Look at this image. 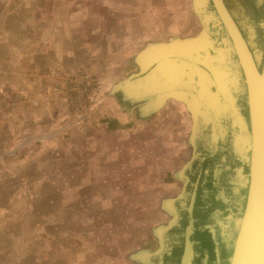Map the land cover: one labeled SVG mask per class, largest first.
<instances>
[{
    "label": "rangeland",
    "instance_id": "374dc122",
    "mask_svg": "<svg viewBox=\"0 0 264 264\" xmlns=\"http://www.w3.org/2000/svg\"><path fill=\"white\" fill-rule=\"evenodd\" d=\"M206 3L208 0H0V264H85L87 260L89 264H96L100 253L95 250L87 253L90 248L85 245L88 244L96 247L110 244L111 252L120 258L125 246L127 258L137 249L149 248L151 253L158 249L150 227L164 221L155 222L150 205L143 202L150 196L149 188H141L140 200L137 190L128 182L126 187L120 183L119 188L111 189L109 186L117 181L115 176L123 175L122 171L118 175L116 170L99 173L105 179L101 189L74 187L81 173L76 172L77 166L71 168L70 150H75L76 143L69 141L70 133H85L92 126L81 121L92 118L91 105L103 88L101 82L110 81L104 89L110 91L111 83L133 71L131 60L139 37L147 35L155 21L165 22L166 17L174 19L176 25L183 14L182 8H188V15L192 13L199 23L195 41L200 43V52L204 54L202 63L216 64L200 76V92L205 94V100L218 117L225 118L223 125L230 135L231 163L237 155L240 160H248L250 137L243 118L247 128L249 120L247 110L246 116L241 117L243 111L237 105L238 96L243 93L240 86L244 85L243 77L234 76V70L239 67L227 69L226 63L223 65L225 59H219L215 52V47L223 41L215 47L202 44L203 40L213 38V26L219 22L218 18L207 15L211 11ZM190 16L181 18L190 22ZM258 28L264 29V23ZM185 36L170 40L182 39V46L176 47L183 48L189 44L185 40L191 38ZM251 41L259 64L262 59L260 47L257 48L258 38ZM213 55L217 62L211 60ZM149 61L153 59L149 57ZM181 65L173 61L172 74L168 72L167 78L159 80L164 85L174 84L173 77L176 78ZM158 66L157 62V71L165 69ZM183 78L187 85L192 81V76ZM213 82L223 97L221 107L217 92L210 89ZM235 109H241L237 121ZM41 111L48 115L46 123L41 122L42 116L38 117ZM234 120L240 132L231 129ZM230 122L232 125L227 124ZM76 124L79 129L75 128ZM24 126L28 127L21 133L19 130ZM78 161L79 168H86L85 152L74 161L75 165ZM234 169L228 174L233 178L237 176ZM167 176L171 182V174ZM222 183L221 178L215 186L216 199H232V195H222V192L231 193L223 191ZM137 199L142 200V208L133 212ZM230 201L222 202L226 207ZM232 202L228 207H237ZM117 210L132 212L123 221L111 218L110 214ZM168 212L169 218L160 229L173 217ZM217 214L213 215L216 224L212 226L210 221L207 224L213 227L216 244L222 252V246L228 249L233 246L236 227L233 214L236 213L232 210L221 219ZM200 224L197 221V226ZM99 232L109 236H96ZM134 233L140 237L136 242ZM179 252L173 256L177 258ZM176 258L169 261L174 263ZM210 260H214L212 255Z\"/></svg>",
    "mask_w": 264,
    "mask_h": 264
},
{
    "label": "crops",
    "instance_id": "0c3cea01",
    "mask_svg": "<svg viewBox=\"0 0 264 264\" xmlns=\"http://www.w3.org/2000/svg\"><path fill=\"white\" fill-rule=\"evenodd\" d=\"M180 13H183L181 17L183 15H191V21H184V18L180 17L175 25L173 22L174 19L168 20L170 17H166L165 22L158 23L157 20L154 22V27L151 24L150 32L144 37L141 35L138 39V47L133 56L134 59L132 58L131 60L133 71L118 79V81L111 83L109 88H115L118 85L117 83L126 80L127 76L139 72L136 67V58L138 52L144 48V45L155 43L167 44L171 37L185 36L188 34V37L191 36L188 42H191V44L193 43L191 46L187 45L183 46V48L176 47L182 46L183 44L182 39H176L177 41L170 48H163L164 51H168L169 49L167 56L161 57L160 55L156 56L157 54L151 53L150 58L153 59V63L158 62L163 64L169 61L166 66H164L166 70L161 69L157 71V69L154 68L140 80L139 83H135L128 88H123L122 91L124 94L132 92L138 94H142L143 92L146 93V87L148 88L155 85H152L151 81L146 82L145 80H147V78L156 77H158V79L167 78L169 76L168 74L172 71L173 61L182 64L179 67L181 70H178L181 75H179V72L176 73V78L174 79L173 77L174 84L165 83V85H160L157 83V88L151 87L156 90V93H152L148 101L145 99L144 103L142 99L141 101L135 100L134 104L124 100L122 92L111 94V90H104L106 83L108 85L110 81L101 82L103 83V88H100V94L94 99L91 105L92 118L86 122L81 121L84 124L89 123L93 127H87V132L85 133H76L75 135L70 133V144L76 143L75 150H70L73 154L71 160L73 166L71 168L77 166L76 172L81 173L78 176L79 178L77 177L79 182L74 186L78 189L95 190L103 188L105 179L104 177H99V173H104L105 170H116L118 175H120L122 171L123 174L121 178L115 176L117 177V181L109 186L111 189L119 188L121 185L120 183H122L123 187H126V183L128 182L133 190H137L140 200L141 195L139 194L142 193L141 188L148 187L150 196L143 202L150 205L149 209L151 213L154 214L153 219L155 222H165L169 218V204L181 193L185 184L184 173L185 175L188 173L191 181L196 182L195 188L190 187V189L194 191L193 196L196 193L195 206L192 214L194 219L202 224L216 208H223L222 204H219L216 200V189L213 185V179H211L212 175L205 174L206 170L213 168L214 164L218 162V156H214L212 159L210 158L211 156L205 154V147L208 145L205 139L212 141L213 135L207 138L203 133L204 128H206L205 125L210 119L203 108V104L213 112L216 119H218V115L211 107V104L207 103L205 100V94L200 92V76L204 75L206 73L204 71L206 70L203 71L204 68L201 69L204 54L200 52V43L196 44L195 41L198 37L196 34L200 31L199 23L194 20L192 13L188 15V8H182ZM163 28L164 30H162ZM187 36H185V38ZM181 38L184 39V37ZM191 50H194V53H192ZM144 59V57H140L139 61ZM171 59H173V61ZM211 60L217 62L214 55ZM144 61V64L148 66L153 65V63L149 61V58ZM183 65H185V67H183ZM215 65L216 64H214V66ZM155 69L156 72L154 71ZM186 75L192 76V81L188 82L189 85L185 84L183 78ZM213 77L214 73L212 72L211 78ZM212 84V86L216 87L214 82ZM216 92L217 102L220 103L219 105L221 107L223 97L218 88L215 93ZM40 116H42L41 122L46 123L45 120L48 119V115L41 111L38 114L39 118ZM205 118H207V120H205ZM77 125L79 124H76L75 128L79 129ZM27 127L28 126H24L19 131L25 133L24 130ZM52 136H55L54 132ZM212 150H214V148ZM84 152L87 165L86 168L82 169L78 167L80 162L78 161L75 165L74 161L77 160V158H81ZM202 156H204V159L201 161ZM188 166L189 169L186 170ZM127 173H132V175L127 178ZM168 174H171V182L167 179ZM203 181L204 183H202ZM205 190L207 191V195L204 193ZM118 192H120V190H118ZM139 200L137 199L133 203V212L141 210L142 200ZM103 201L101 204L104 203ZM123 203H126L125 199ZM131 212L132 211L119 212V210H117L110 215L111 218L115 217L117 220L124 221L127 220L126 215ZM140 213L142 212L140 211ZM164 222H161L157 226L150 227L156 244L158 243L156 235ZM99 235L101 237L109 236L102 232L96 234V236ZM117 235L119 236V232ZM133 236L135 242L136 238L140 239V237H136L135 233ZM208 240V244L202 246L199 239V247H201L200 249L198 248V251L200 253L203 247L202 251L207 252L206 248L209 245V247L214 250L211 254L214 258L215 247L211 242V238ZM102 244L103 246L97 247L90 244L85 245V248H90L87 253L94 250L100 253V261L96 264H148L145 262L143 255L151 251L149 248L137 249L131 256L129 255L128 259L125 254L126 246L121 249L123 254L120 258L111 252L109 248L110 244ZM127 246L129 247V245ZM177 250L181 251V247L179 246ZM90 257V255L87 256V258ZM90 259H92V257ZM89 261L90 260L85 261V264H89Z\"/></svg>",
    "mask_w": 264,
    "mask_h": 264
},
{
    "label": "bare ground",
    "instance_id": "6f19581e",
    "mask_svg": "<svg viewBox=\"0 0 264 264\" xmlns=\"http://www.w3.org/2000/svg\"><path fill=\"white\" fill-rule=\"evenodd\" d=\"M211 4L213 5V9L215 14L218 17V20L221 22L224 31L229 39L230 42V52L232 53L235 57V59L238 62L239 68L234 70L233 75L237 76L239 78H241V75L243 77V81H244V85H240L243 93H240L241 95L238 96V100H246V107L251 108V115L253 118H255L256 122L259 123L258 125V129H257V135H256V139H254L253 141H251V139L249 138L250 142V148H249V153L252 151V156L251 158H253L254 160V164H255V169L256 170H261V168H264V69L263 71L261 70H254L257 64V61L255 60L254 55L248 50L247 44L246 42H242L241 41V37L238 34V31L236 30L237 27L234 25L233 23V19L230 16L229 12L226 11L224 4L222 3V0H210ZM190 40H185V42H188ZM176 42V41H175ZM172 42V40H170L167 46H169V48L175 43ZM264 44V41H263ZM160 45V44H159ZM153 46L150 50H148L146 52V54L143 56L145 59L149 58L151 53H155L157 54L156 56H167L168 55V51H164L163 48H165L164 46ZM163 45V44H162ZM191 42H189L188 46H191ZM187 46V45H184ZM161 49V50H160ZM192 53H194V50H191ZM159 52V53H157ZM216 52V51H215ZM141 56H137L136 58V64L142 66L143 70H146L149 66L147 64H144V60L139 61V58ZM204 60V59H203ZM224 63V62H223ZM252 63V64H251ZM166 63L160 64L158 67H164ZM260 64V63H259ZM257 64V65H259ZM214 65V64H213ZM213 65L209 66L206 64L202 65V68L204 72H207L208 70H211L213 67ZM225 65V63L223 64ZM227 65V64H226ZM253 65V66H252ZM148 66V67H147ZM227 68H229V66H226ZM156 68V66H155ZM234 68H237V66H235ZM257 68V66H256ZM139 68V72H143V70ZM157 69V68H156ZM156 69L154 70L156 72ZM231 69V67L229 68ZM139 72L135 73V75H137L139 77ZM144 78V77H143ZM143 78L139 77V79L133 80L132 82H129L125 85L124 88H128L129 86L135 84V83H139L140 80H142ZM154 80V81H153ZM125 81V80H124ZM147 81H151L152 85L155 86H151L153 88H157V83H159L160 85H164V83L162 82V80H159L158 77L156 78H147ZM163 83V84H161ZM148 88L146 87V90ZM128 94L130 97H132V99H134L133 104L135 103V100H140L142 99V102H144V100L146 99L147 101L149 100V96L151 94H148V90L146 91V93H142V94H138V93H125V95ZM142 97V98H141ZM129 99V98H128ZM145 103V102H144ZM203 108L206 111L207 115L209 116V118L213 121H216V117L213 114V112L206 106L203 104ZM253 109L255 110V112L253 111ZM246 111L243 110V113L240 114L241 117H244ZM249 114V117H250ZM248 117V120H249ZM213 139L210 143L211 144V149L210 152L212 151V156L210 158L214 157V156H218V162H216L213 166V168L208 169L207 171H205L206 175H212L211 179H213V185L214 187L216 185H218L220 183V179L222 178V189L223 191H227V192H231V193H223L222 195L224 197H228L230 195L234 193V197H232V199H226L224 200L223 198H221V200L225 203L228 200H232L234 201L235 204H237V208H239V206L242 205V200L241 198H238L240 196V192H244L243 191V185H244V177L242 176V174L245 172V166L242 165L240 166L242 169L240 170H236L237 168H240L239 164L237 161H241L243 162V160H247V159H234L233 158V163L236 164L237 167H235V171L237 173L236 177H231L228 174V177L225 178V173L224 171H226V169H229V166H226V169L224 168V162L227 160L228 157L229 161L231 162L232 159V154H231V145L229 147V142L228 139L230 138L229 135V131L226 128H214L213 131ZM216 132V135H215ZM208 144V143H207ZM227 144V147H226ZM208 146V145H207ZM214 148L217 150H221V154H217L216 151L212 150ZM223 149H227L229 155H226V160L223 161L221 160L222 157V150ZM251 149V151H250ZM231 155V156H230ZM250 154H248V159ZM200 159V157H199ZM202 159H204V156L201 157V161ZM213 159V158H212ZM210 161V160H209ZM208 163V162H207ZM211 164V163H210ZM207 168V167H206ZM189 169V166L187 167L186 170ZM203 171V169H202ZM210 171V173H209ZM242 173V174H241ZM184 177H185V184L183 186V189L181 190V193L174 198L170 204H169V208L170 211L173 215L172 219L167 223L166 226H164L162 229L159 230V232L157 233V240H158V249L156 251H154L153 253L148 252V255L145 256L144 260L146 263L148 264H160V258L163 256V254L166 252L167 250V235L169 234V232H171L173 229H175V227L179 224V204H181V206L184 205V207L186 208L187 214H186V222H185V228H184V232H183V240H182V247H183V255L181 257V261H178V264H195L194 263V258H195V252H194V227H193V223H194V218L192 216V211H193V206L195 204V197H196V193L193 196V190L190 192L189 194V198L187 200V187L191 186L193 188L196 187V182H192L191 179L188 176V173L185 175L184 173ZM210 177V176H209ZM198 183V182H197ZM204 183V181L202 182ZM190 184V185H189ZM230 184V187H229ZM236 186V191H235V186ZM211 186V185H210ZM233 190V191H232ZM241 211V209L239 208V212ZM191 217L193 218V221L190 220ZM234 217L236 218V227H235V238H234V242L233 245H235L236 250H237V256H236V264H243L245 261H247V254L249 253V249L250 247L247 246V240L244 242L243 239L245 237V229H246V224H240L239 221V216L238 215H234ZM188 220H190V222H188ZM242 222V221H241ZM248 224V222H246ZM249 225V224H248ZM249 228V226L247 227V229ZM250 230V234L253 231L251 228H249ZM215 240V239H214ZM216 244V242H215ZM251 244V243H250ZM233 248V247H232ZM216 250H218V253H221L218 249V246L216 244ZM231 254V253H230ZM159 258V260H158ZM207 258V256L204 257V260ZM152 259V261H151ZM220 259V256H219ZM216 261L218 264H220V261ZM155 260V261H154ZM206 261V260H205Z\"/></svg>",
    "mask_w": 264,
    "mask_h": 264
},
{
    "label": "flooded vegetation",
    "instance_id": "af4514ba",
    "mask_svg": "<svg viewBox=\"0 0 264 264\" xmlns=\"http://www.w3.org/2000/svg\"><path fill=\"white\" fill-rule=\"evenodd\" d=\"M222 3L224 4V7L226 9L227 12H229L230 16L233 19V23L234 25L237 27V31L238 34L240 35L241 39L246 42L248 50L254 54L251 45H250V41L253 40L255 41L258 38L257 41V48H261L262 50L264 49V44L262 42V39L264 41V29H260L258 28L260 23H264V0H222ZM206 7H209L210 11L209 13L211 14H207L209 17L211 16V18L217 19V15L213 14L214 9H213V5L211 4V1L208 0V3H206ZM206 17L204 16L203 19H205ZM213 33H212V37L210 39V37L208 39H206L205 41L203 40L202 44L205 46H211V47H215V45H217V43H220L218 48L215 47V51L220 58L225 59V61L223 60L224 63L228 64L231 68H234L235 66H238V62L235 59L234 55L232 53H229L230 51V42L229 39L224 31V28L221 24V22H217L215 23V25L213 26ZM209 29H212L209 27ZM216 32H218L217 34L220 35L221 37H219L218 35L216 36ZM256 36H255V35ZM217 37V38H216ZM253 38V39H252ZM217 39V40H215ZM255 39V40H254ZM211 41V42H210ZM251 41V42H253ZM259 48V49H260ZM208 50V49H207ZM263 59H264V55L262 57V60L260 62L259 65L256 64L257 69L260 70V67L262 66L263 63ZM241 83H243V81H241ZM211 90H213V92H215L217 90L216 87L212 86L210 88ZM240 106L242 108V111H246L247 107H246V100H240ZM241 109H235L234 113H235V120L237 121V115H239ZM226 116V115H225ZM224 117V116H223ZM220 118L218 117V119L216 121H213L211 119L208 120L207 124L205 125L206 128H204V136L209 138L211 137V135H213V131L214 128H218V127H223L224 128V121L225 118ZM233 121V123H235L234 127L232 126L231 129L235 130V132H240V129L237 127L236 125V121ZM224 124V125H223ZM229 125H232V122L227 123ZM221 127V128H222ZM216 135V132H215ZM208 143V146L205 147V153L208 155H211L210 149H211V141L206 140ZM225 149L222 150V152H224ZM214 151H216L217 154H221V150H217L215 149ZM238 159V155L235 156L234 159ZM221 160L225 161V157L222 154ZM245 161V160H243ZM245 166V164H244ZM246 167V166H245ZM247 169V168H246ZM246 172V170H245ZM191 186L187 187V200L189 198V194L192 191V189H190ZM205 195H207V191L205 190ZM205 198V197H204ZM217 200V199H216ZM219 204H222L223 208H216L210 215L209 218L207 220H210V222L212 223V226L216 224V220L213 217L214 214H216V212L218 213L217 216H219V218H225L227 217V215H224L226 213V211L229 213L232 210L234 211V209L232 207H228L229 205L233 204L232 201L226 203V207L224 206V203L221 200H217ZM179 206V224L175 227V229H173L171 232H169V234L167 235L166 241H167V250L166 252L163 254V256L160 258V264H170V261L165 262V256L166 254H170L171 258H176V256L174 257L173 254H175L177 252L178 247H181V251L179 252V256L183 251V247H182V240H183V232H184V228H185V222H186V208L183 206H181V204L178 205ZM195 206V205H194ZM193 206V208H194ZM219 210V211H218ZM225 212V213H224ZM224 213V214H223ZM223 214V215H222ZM193 216V214H192ZM194 218V217H193ZM205 224L202 223L200 225ZM199 225V226H200ZM207 228H209L210 232H207L206 230H197V221L194 219V223H193V227H194V252H195V258H194V263L195 264H218L216 262V258L214 257V260L211 261L210 257L211 252H212V248L209 247V245L207 246V252L203 251L204 253H206L207 258L204 260L205 256H201L200 257V253L198 251L199 248V239L201 241V245H206L208 244V239L211 238L212 239V243L214 244V249L216 250V244H215V240L213 242V238L215 239L214 236V231H213V227L209 226L208 224H206ZM217 227H219V224L217 223ZM180 228V232L177 231V229ZM203 233V234H202ZM207 234V236H206ZM196 235L198 236V238H196ZM203 235V236H202ZM209 235V236H208ZM212 235V236H211ZM213 237V238H212ZM206 242V244H205ZM203 250V247L201 249V251ZM221 250V248H220ZM200 251V252H201ZM202 252V253H203ZM201 253V254H202ZM179 256L177 258H179ZM198 259L199 263H196V259ZM159 260V258H158ZM202 260V262H201ZM179 260H175L176 264H178Z\"/></svg>",
    "mask_w": 264,
    "mask_h": 264
},
{
    "label": "water",
    "instance_id": "95a60500",
    "mask_svg": "<svg viewBox=\"0 0 264 264\" xmlns=\"http://www.w3.org/2000/svg\"><path fill=\"white\" fill-rule=\"evenodd\" d=\"M177 40H173L172 42H175ZM241 41L243 42V40L241 39ZM160 44V45H159ZM167 44H161V43H155V44H148L144 49L140 50L137 54V56H141L143 57L146 52L148 50H150L153 46H164L165 48H169ZM260 51V59H262L263 55H264V49H259ZM157 63H153V65H150L146 70H143L142 66L139 65V68L143 70V72H139V77L143 78L145 77L149 72H151ZM252 64V63H251ZM253 66V65H252ZM256 70V66L254 65ZM264 69V59H263V63L262 66L260 67V70L263 71ZM145 71V73H144ZM147 71V72H146ZM138 75V74H137ZM135 75L134 73L129 75L128 78L121 82V83H117L118 85L115 88H112L111 90V94H116L119 92H122V96L124 100H127L128 102L133 103L132 101H134V99H132V97H130L128 94H124V92L122 91V89L124 88V86L129 83L132 82L133 80L139 79V77ZM148 94H152V93H156V90H154L151 87H148ZM129 98V99H128ZM240 101H238V106L241 108L240 106ZM253 111L255 112V110L253 109ZM251 113V108L247 109V116L249 117V114ZM244 114V113H243ZM245 117V115H244ZM244 124H245V129L248 130V136L250 137L251 141H253L254 139H256V133H257V129H258V125L259 123L256 122L255 118L252 117V115L250 114L249 117V121H248V128L246 127V123L245 120L243 118ZM229 141V139H228ZM227 141V142H228ZM227 147V144H226ZM230 147V144H229ZM251 151V149H250ZM229 155L228 150H224L223 152V156L226 158V155ZM250 154V158L246 161H237L239 164V167L245 164V170L246 172H244L242 174V176L245 178L244 179V185H243V193L240 192V196L238 198H241L242 205L239 206V208L241 209V211L239 212V208L234 209V212L236 214H233V216L238 215L239 217V221L240 224H246V233H245V237L243 239V241L245 242L247 240V246L250 247V251L247 254V261H245L243 264H264V168L262 167L261 170H256L255 169V164H254V160L253 158H251L252 156V151L249 153ZM231 156V155H230ZM229 158H227V160L224 162V165L229 166V169H226V166L224 167L226 169V171H224L225 173V178L228 177L227 174L231 173L233 171V169L236 166V164L231 163L229 161ZM247 168V169H246ZM242 169L237 168L236 170H240ZM207 171V170H206ZM230 187V184H229ZM233 191V190H232ZM205 193V191H204ZM232 196H234V192L232 194ZM225 213V212H224ZM223 213V214H224ZM222 214V215H223ZM224 215H229V213L226 211V213ZM193 221V218L191 217V219ZM190 220H188V222H190ZM210 220H206L205 224L197 226V230H206L207 232H210L209 228H207L206 224L209 223ZM242 221V222H241ZM248 222V224L246 223ZM249 226V228H251L253 231L250 234V230L249 228L247 229V227ZM178 232H180V228L177 229ZM212 236V235H211ZM196 238H198V236L196 235ZM213 238V237H212ZM213 242H214V238H213ZM216 242V241H215ZM219 243V242H218ZM251 243V244H250ZM200 245V244H199ZM236 245V244H235ZM235 245H233L231 249L226 248L225 246H222V252L218 253V250H215V258L216 261H218L219 256H220V264H236V256H237V250ZM201 247V246H200ZM199 247V248H200ZM230 251V253H229ZM184 253V251H182ZM183 253L180 254L179 258H176V260L181 261V257L183 255ZM201 255L203 256H207L206 253H202ZM169 259H171L170 254H166L165 256V262L169 261ZM202 262V260H201ZM172 263V262H171ZM168 264V263H166ZM172 264H176V262L172 263ZM191 264V263H189Z\"/></svg>",
    "mask_w": 264,
    "mask_h": 264
}]
</instances>
